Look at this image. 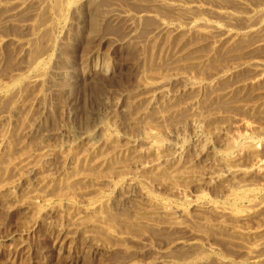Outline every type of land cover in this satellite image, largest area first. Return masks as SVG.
<instances>
[{
    "label": "rangeland",
    "instance_id": "rangeland-1",
    "mask_svg": "<svg viewBox=\"0 0 264 264\" xmlns=\"http://www.w3.org/2000/svg\"><path fill=\"white\" fill-rule=\"evenodd\" d=\"M242 1L236 5L235 0L221 2L234 5L242 13L247 7L264 8V0ZM55 3L0 0V141L4 138L0 142V264H186L182 258L195 253V244L202 250L196 264H248L244 245H249V239L242 240V245L227 232L224 235V230L214 225L221 218L207 206L217 203L229 208L233 206L234 191L240 190L232 179L214 180L217 173H222L215 165L214 150L221 146L222 136L215 135L214 124L217 128L225 124L228 131L235 125L245 132L246 123L256 127L249 138L262 142L264 160V142L259 139L264 133V88L246 86L256 73L252 62L264 64V23L257 34L240 36L232 42L217 43L215 33L189 29L177 35L168 32L150 37L156 21L134 18L151 9V0H88L78 4L76 10L63 11L64 16L52 18ZM157 7L167 14L166 22L186 26L170 7ZM46 21L47 25L42 26ZM221 23L224 28L233 27ZM241 23L237 20L234 27ZM38 53L43 58L41 66L29 69ZM98 58L111 65L109 72L98 68ZM223 72L225 75H221ZM37 74L41 75L39 79L31 81ZM157 79L163 81L162 87V83H155ZM247 105L255 108L248 110ZM194 109L205 122L199 127L191 124ZM97 126L109 130L114 136L112 141L105 144L98 140ZM142 129H151L153 139L165 143L159 152V163L165 170L161 178L156 177L160 174L136 170L137 163L149 165L157 158L147 150L148 139ZM92 137L97 139L93 141ZM204 141L210 147L206 156L201 153L206 147ZM174 147L183 155H175ZM176 168L181 170L174 176L169 171ZM130 175L135 183L126 178ZM237 179L246 182L243 188L252 191L254 201L262 199L264 203V175ZM142 192L154 195L153 201L145 199ZM103 199L109 204L101 203ZM237 201L240 209L247 208L246 199ZM95 202L98 206L104 204L100 216L88 213ZM159 204L172 209L186 207L189 217L172 221L158 212ZM152 210L157 214H151ZM259 215L264 219V213L257 214L242 225L248 229L261 225L264 220ZM189 241L195 243L188 245Z\"/></svg>",
    "mask_w": 264,
    "mask_h": 264
},
{
    "label": "bare ground",
    "instance_id": "bare-ground-1",
    "mask_svg": "<svg viewBox=\"0 0 264 264\" xmlns=\"http://www.w3.org/2000/svg\"><path fill=\"white\" fill-rule=\"evenodd\" d=\"M46 1V0H45ZM85 1H88V0H55V11H54V13L52 14V18L54 17V16H58V17H61V16H64V14L62 15V13H63V11H69V10H73V9H75L76 10V8H77V5L78 4H82V3H84ZM92 1V0H91ZM136 1V0H135ZM139 1V0H138ZM152 1V7H151V9L149 8H147L146 10H144L143 12H141V14H137L135 17L136 18H134V20H137L138 19V21H141L142 20V18H144L145 19V17H147V18H151L152 20L154 19L155 21H156V24L154 25V27L150 30V32H149V36L151 37V36H158L159 35V37H160V35H163V34H167L168 32H171V34H174V35H177V34H179V33H183V32H185L184 30L185 29H189V31H197V32H203V33H208V32H213V33H215V40H216V42L217 43H221V42H232V40L233 39H235V38H237V37H240V36H245V35H255V34H257L258 32H259V29H260V27H261V25L264 23V8H259V5H256L257 7H254V9L253 8H249L248 9V7H247V11H245V10H243V11H245V12H238V10H237V8H235V6L234 5H232V4H229V3H224V2H221V1H223V0H220V2H219V0H171V1H168V0H151ZM215 2V3H213V2ZM217 2V3H216ZM251 2H253V1H251ZM257 2V1H256ZM262 2V1H261ZM264 2V1H263ZM50 3V2H49ZM48 2H47V4H49ZM233 3V2H232ZM238 3H243V1L242 0H235V5L236 4H238ZM24 4V3H23ZM211 4H212V6H211ZM254 4V3H253ZM263 4V3H262ZM41 5H43V3L41 4ZM41 5H40V7H41ZM52 5V4H51ZM241 5V4H240ZM242 5H244V4H242ZM248 5V4H247ZM38 6V5H37ZM79 6V5H78ZM87 6V5H86ZM157 6H168V7H170L171 8V11L172 12H175V13H177L181 18L179 19L181 22H185V24H186V26H187V28H186V26H183V25H179V24H174V23H169V22H166V20H165V18L164 17H166L165 15H167L166 13H163L164 11H160L161 9H159ZM6 7V6H5ZM46 7V6H45ZM44 7V8H45ZM92 7V6H91ZM97 7V6H96ZM95 7V8H96ZM149 7V6H148ZM239 7V6H238ZM7 8V7H6ZM100 8V7H99ZM169 8V9H170ZM244 9H246V5L243 7ZM16 9V8H15ZM41 9V8H40ZM54 9V8H53ZM78 9V8H77ZM144 9V8H143ZM234 10H237V12H235ZM242 10H240V11H242ZM48 11V10H47ZM34 12V11H33ZM41 12V11H40ZM44 12H45V9H44ZM43 12V13H44ZM50 12V11H49ZM66 13V12H65ZM82 13V12H81ZM36 15H37V13H35ZM45 14H46V12H45ZM134 15V14H133ZM56 16V17H57ZM67 16V15H66ZM81 16V15H80ZM109 16V15H108ZM129 16V15H128ZM51 17V16H50ZM57 17V18H58ZM120 17V16H119ZM14 18V17H13ZM33 18V17H32ZM47 18V17H46ZM38 19H39V17H38ZM41 19V18H40ZM239 19H241L242 20V23L240 24V25H237V26H235L234 27V23H236V21L237 20H239ZM7 20V19H6ZM36 20V19H35ZM51 20V19H50ZM55 20H56V18H55ZM61 20V19H60ZM178 20V21H179ZM38 21V20H37ZM36 21V22H37ZM221 21H223V22H227V25L229 24V25H232L233 24V27L231 28V29H227V28H224V26L222 25V24H224V23H221ZM180 22V23H181ZM33 23H35V22H33ZM54 23V22H53ZM58 23H59V21H58ZM155 23V22H154ZM49 24H50V22H49ZM55 24V23H54ZM53 24V25H54ZM184 24V23H183ZM39 25H40V23H39ZM44 25H47V21L42 25V26H44ZM51 25H52V23H51ZM50 25V26H51ZM53 25H52V27H53ZM56 25V24H55ZM226 25V26H227ZM38 26V25H37ZM150 27V26H149ZM38 28V27H37ZM46 28V27H45ZM47 29H48V27H47ZM184 29V30H183ZM53 30V29H52ZM51 30V31H52ZM54 30H55V28H54ZM50 31V30H49ZM261 32H262V30H261ZM42 33H44V31L43 32H41V34ZM45 33H47V32H45ZM194 33V32H193ZM212 33V34H213ZM196 34V33H195ZM209 34V33H208ZM34 35V34H33ZM44 35V34H43ZM197 35V34H196ZM195 35V36H196ZM211 35V34H210ZM42 36V35H41ZM48 36V35H47ZM54 36H56V34L54 35ZM168 36V35H167ZM191 36H192V34H191ZM203 36V35H202ZM207 36V35H206ZM34 37V36H33ZM49 37H50V35H49ZM258 37V36H257ZM51 38V37H50ZM157 38V37H156ZM174 38H176V36L174 37ZM195 38V37H194ZM209 38H211V37H209ZM54 39V38H53ZM203 39V38H202ZM247 39V38H246ZM260 39V38H259ZM32 40H34L35 41V39H32ZM155 40V39H154ZM177 40V39H176ZM183 40V39H182ZM204 40V39H203ZM206 40V39H205ZM245 40V39H244ZM0 41H1V39H0ZM39 41V40H38ZM37 41V42H38ZM169 41V40H168ZM185 41V40H184ZM190 41V40H189ZM40 42V41H39ZM152 42H153V40H152ZM174 42V41H173ZM179 42H180V40H179ZM201 42V41H200ZM42 43V42H41ZM165 43V42H164ZM177 43V42H176ZM31 44V43H30ZM181 44H182V42H181ZM209 44V43H208ZM231 44V43H230ZM35 45V44H34ZM34 45H32L33 47H34ZM53 45V44H52ZM51 45V46H52ZM56 45V44H55ZM186 45H188V44H186ZM202 45V44H201ZM228 45V44H227ZM258 45V44H257ZM43 46H44V44H43ZM221 46V45H220ZM249 46V45H248ZM252 46H254V45H252ZM261 46V45H260ZM27 47H28V44H27ZM26 47V48H27ZM53 47V46H52ZM215 47H217L216 45H215ZM245 47V46H244ZM258 47V46H257ZM182 48V47H181ZM211 48V47H210ZM213 48H214V45H213ZM226 48V47H225ZM232 48V47H231ZM235 48V47H234ZM249 48V47H248ZM254 48V47H253ZM28 50H29V48H28ZM38 50H40V49H38ZM38 50H37V52H38ZM230 50H232V49H230ZM43 51V50H42ZM41 51V52H42ZM53 51V50H52ZM186 51V50H185ZM211 51H213V50H211ZM210 51V52H211ZM32 52H33V50H32ZM36 52V51H35ZM36 52V53H37ZM47 53V52H46ZM40 54L41 53H38V56L36 55V57H35V59H34V61L29 65V69H32V70H37V67L38 66H41V62H43L42 61V59H41V56H40ZM45 54V53H44ZM214 54V53H213ZM184 55V54H183ZM225 55V54H224ZM230 55V54H229ZM187 56V55H186ZM216 56V55H215ZM242 56V55H241ZM240 56V57H241ZM95 57V56H94ZM93 57V58H94ZM175 57V56H174ZM191 57V56H190ZM226 57H228V56H226ZM208 58V57H207ZM229 58V57H228ZM237 58V57H236ZM223 59V58H222ZM184 60V59H183ZM251 61H252V59H251ZM45 62H46V60H45ZM45 62H44V64H45ZM50 62V61H49ZM97 63H95L97 66H98V68H101V69H103V70H105L106 72H109L110 71V69H111V65L107 62V61H105V60H103V59H99L98 58V60L96 61ZM208 62V61H207ZM218 63V62H217ZM245 63V62H244ZM248 63V62H247ZM253 64V66L255 67V71H256V73L254 74V76L252 77V79L250 80V82H247L248 84H246V86H250V89H256V88H261V87H263L264 88V84L262 83V82H264V64L262 63V62H260V61H258V60H254V62H252ZM196 65V64H195ZM228 65V64H227ZM44 66V65H43ZM47 66H49L48 64H47ZM235 66H237V65H235ZM240 66V65H239ZM242 66V65H241ZM247 66V65H246ZM250 66V65H249ZM213 67V66H212ZM44 68V67H43ZM234 68V67H233ZM237 68V67H236ZM249 68V67H248ZM250 68H251V66H250ZM50 69V68H49ZM196 69V68H195ZM228 69V68H227ZM43 70H45V68L43 69ZM29 71V70H28ZM27 71V72H28ZM148 71V70H147ZM153 71V70H152ZM152 71H151V74H152ZM158 71V70H157ZM159 71H161V70H159ZM196 71V70H195ZM234 71H235V69H234ZM27 72H25V73H27ZM39 72H41V71H39ZM230 72V71H229ZM239 72V71H238ZM43 73H44V71H43ZM160 73V72H159ZM181 73H182V71H181ZM225 72H223L221 75H225L224 74ZM19 73H17V75H18ZM23 74V73H22ZM149 74V73H148ZM161 74V73H160ZM218 74V73H217ZM216 74V75H217ZM21 75V74H20ZM29 75V74H28ZM215 75V74H214ZM229 75V74H228ZM252 75V74H251ZM250 75V76H251ZM23 76V75H22ZM22 76H20V77H22ZM41 75H39V74H37V75H34V78L31 80V81H33V82H35V81H37L38 79H39V77H40ZM44 76V75H43ZM219 76H220V74H219ZM19 77V76H18ZM17 77V78H18ZM24 77V76H23ZM27 77V76H26ZM26 77H24V78H26ZM223 77H225V76H223ZM30 78V77H29ZM28 78V79H29ZM152 78V77H151ZM231 78V77H230ZM213 79V78H212ZM245 79H247V78H245ZM250 79V78H249ZM40 80H43L42 78L40 79ZM215 80V79H214ZM213 80V81H214ZM220 80H222V79H220ZM229 80V79H228ZM16 81V80H15ZM149 81V80H148ZM152 81H154V80H152ZM195 81V80H194ZM219 81V80H218ZM28 82V81H27ZM196 82V81H195ZM194 82V83H195ZM217 82V81H216ZM19 83V82H18ZM29 83V82H28ZM156 84H161L162 83V85H161V87L164 85L163 84V81L162 80H158L157 79V81L155 82ZM189 83H193V82H191V81H189ZM193 83V84H194ZM208 83V82H207ZM206 83V84H207ZM214 83H215V81H214ZM41 84V83H40ZM150 84H153V83H150ZM192 84V85H193ZM263 84V85H262ZM20 85V84H19ZM18 85V86H19ZM211 85H212V83H211ZM206 86V85H205ZM208 86V85H207ZM217 86V85H216ZM245 86V87H246ZM0 87H1V84H0ZM7 87V86H6ZM190 87V86H189ZM193 87V86H192ZM191 87V88H192ZM195 87V86H194ZM213 87V86H212ZM9 88V87H8ZM198 88V87H197ZM204 88V87H203ZM229 88V87H228ZM10 89V88H9ZM8 89V90H9ZM207 89V88H206ZM208 89H210V88H208ZM247 89V88H246ZM262 89V88H261ZM219 90V89H218ZM223 90V89H222ZM197 91V90H196ZM211 91V90H210ZM149 92V91H148ZM221 92V91H220ZM244 92V91H243ZM3 93V92H2ZM229 93V92H228ZM6 95V94H5ZM262 95V94H261ZM9 96V95H8ZM60 96V95H59ZM214 96V95H213ZM212 96V97H213ZM227 96H229V97H227V98H230V94H227ZM263 96V95H262ZM11 97V96H10ZM217 97V96H216ZM242 97V96H241ZM261 97V96H260ZM153 98V97H152ZM223 97H220V98H218V99H222ZM1 99V98H0ZM246 99V98H245ZM259 99V98H258ZM3 100V99H2ZM6 100V99H5ZM9 100V99H8ZM195 100V99H194ZM197 101H198V99H196ZM222 100H225V98H223ZM237 100V99H236ZM242 100H243V98H242ZM1 101V100H0ZM200 101V100H199ZM210 101V100H209ZM212 101H213V99H212ZM218 101V100H217ZM228 101V100H227ZM227 101H224V102H227ZM244 101H246V100H244ZM254 101H255V99H254ZM4 102V101H3ZM154 102H156V101H154ZM194 102V101H193ZM192 102V103H193ZM215 102V101H214ZM219 102V101H218ZM231 102V101H230ZM239 102V101H238ZM237 102V103H238ZM195 103V102H194ZM195 104H197V103H195ZM212 104V103H211ZM218 104V103H217ZM217 104H216V107H217ZM227 104V103H226ZM248 104V103H247ZM254 104V103H253ZM206 105V104H205ZM221 105V104H220ZM223 105V104H222ZM257 105V104H256ZM151 106H152V104H151ZM199 106V105H198ZM214 106V105H213ZM224 106V105H223ZM223 106H222V108H223ZM263 106V105H262ZM192 107V106H191ZM201 107V106H200ZM211 107V106H210ZM216 107H211V108H213L214 110L215 109H217ZM219 107H221V106H219ZM225 107V106H224ZM228 107H230V106H228ZM252 107L253 108H255V106L253 105V106H250V105H247V106H245V108L246 109H248V110H252ZM261 107V106H260ZM194 108V107H193ZM227 108V107H226ZM238 108V107H237ZM244 108V107H243ZM257 108V107H256ZM259 108V107H258ZM198 109V108H197ZM207 111H209L210 110V108L207 106ZM218 109H221V108H218ZM260 109V108H259ZM262 109H263V107H262ZM195 110V112H192L193 114L191 115V124L194 126V127H199V126H201V125H203L202 123H205L204 122V120L201 118V116H200V114H199V112H198V110H196V109H194ZM203 110V109H202ZM224 110V109H223ZM229 110V109H228ZM235 110V109H234ZM234 110H232V112L234 111ZM200 111V110H199ZM230 111V110H229ZM239 111V110H238ZM256 111H258V110H256ZM201 112V111H200ZM203 112V111H202ZM213 112V111H212ZM215 112V111H214ZM219 112V111H218ZM223 112V111H222ZM261 112V111H260ZM144 113H146V112H144ZM220 113V112H219ZM226 113H227V111H226ZM242 113V112H241ZM245 113V112H244ZM252 113H253V111H252ZM20 114V113H19ZM104 115H105V113H103ZM208 114V113H207ZM222 114V113H221ZM220 114V115H221ZM224 114V113H223ZM231 114V113H230ZM234 114V113H233ZM246 114V113H245ZM137 115V114H136ZM140 114H138V116H139ZM145 115V114H144ZM216 115H219V114H216ZM250 115V114H249ZM253 114H251V116H252ZM43 116V115H42ZM105 116H107V115H105ZM233 116V115H232ZM237 116V115H236ZM260 116H261V114H260ZM134 117V116H133ZM163 117V116H162ZM203 117V116H202ZM235 117V116H234ZM256 117V116H255ZM263 117V116H262ZM102 118V117H101ZM189 118H190V116H189ZM215 118H217V117H215ZM214 118V119H215ZM223 118V117H222ZM252 118H253V116H252ZM2 119V118H1ZM226 119V118H225ZM255 119V118H254ZM102 120V119H101ZM107 120H108V118H107ZM210 120V119H209ZM232 120V119H231ZM252 120V119H251ZM109 121V120H108ZM161 121H162V119H161ZM230 121V120H229ZM228 121V122H229ZM103 122V121H102ZM107 122V121H106ZM217 122H218V120H217ZM227 122V121H226ZM230 122H232V121H230ZM103 123H105V122H103ZM102 123V124H103ZM147 123V122H146ZM216 123V122H215ZM245 123V122H244ZM140 124V123H139ZM151 124V123H150ZM175 124V123H174ZM210 124V123H209ZM213 124V123H212ZM217 124V123H216ZM223 124V123H222ZM99 125V124H98ZM110 125V124H109ZM108 125V126H109ZM167 125V124H166ZM104 126V125H103ZM106 126V125H105ZM144 126V125H143ZM151 126V125H150ZM158 126V125H157ZM160 126V125H159ZM158 126V127H159ZM177 126V125H176ZM205 126V125H204ZM212 125H210V127H211ZM217 125H215L214 124V129H215V135L217 134V135H219V136H222V143H221V146L219 147V149L217 150L216 148L214 149L215 150V153H216V158H217V162H215V165H217V167L218 168H221V170H222V173H217L216 175H215V177H216V179L214 178V180L215 181H218V180H222V179H224V178H228V179H232L233 180V182H236V184H237V187L238 188H240V190H236V191H234V199H233V202H232V204H233V206H230L229 208H223V207H219L218 205H217V203H216V205H214V204H209L208 206H207V209H210L211 211H214L221 219L220 220H217L218 222H216L214 225H216L217 227H219V228H222V230H224L223 232H224V235H225V233L227 232V236H230V237H232V238H236V239H238V241L242 244V245H244L243 244V242H242V240H244L245 238L246 239H249V245H244V248H246V253H247V255H246V257L248 258V264H260V263H262V262H264V239H263V237L262 236H264V235H262L263 233H264V223H262L261 225H258V226H256L255 228H252V229H248V228H246L247 226H245L244 227V225H242V224H245L246 222V220H248L251 216H256L257 214H262V213H264V203L262 202V199H261V202H257V201H254V199H253V196H252V191L250 192L249 191V193L247 192V189H244L243 187L245 186L244 184H246V182L243 184L241 181H238L239 179H237V178H243V177H248V176H250V175H264V160H263V158H261V154L262 153H260V146H262L261 144H262V142H261V144L259 143V141H256L254 138L252 139V138H249L250 136H249V134L251 133V132H254V130H255V128L256 127H254L253 125H251L250 123H246V125H245V132H242L241 130L239 131L238 130V128L235 126V125H233V130L232 131H228V128H227V126L224 124V125H222L221 126V128H217L216 127ZM257 126V125H256ZM98 128H97V132L101 135H97V137H98V140H101L102 142H104L105 144L106 143H109V141H112V137H114V136H112L111 134H110V131L109 130H104V127L101 129L100 128V126H97ZM156 127V126H155ZM161 127V126H160ZM209 127V128H210ZM95 128H96V125H95ZM109 128V127H108ZM203 128H205V127H203ZM241 128V127H240ZM244 128V127H243ZM242 128V129H243ZM106 129V128H105ZM110 129V128H109ZM154 129H156V128H154ZM211 129V128H210ZM260 129V128H259ZM143 131H142V133H144V136L145 137H147V142L148 143H145V144H148V149L147 150H149L151 153H152V155L154 154V155H157V158L155 159V160H153L152 162H149L148 164L149 165H146L145 163L143 164L142 163V161L141 162H139V163H137L136 165H135V167H136V170L138 171V170H140L141 172H143V173H147V175L148 174H153V175H158V174H160V175H158V176H156V177H160L161 178V176H162V173H163V175H164V172H165V170L163 169V168H161L162 167V165H160L161 163H159V161H160V159L162 158V156L160 155V154H162V153H160L159 154V152H160V150L164 147V144L162 143V141L163 140H161V142L156 138V139H153L154 137H152L151 135H152V131H151V129L149 130H145V129H142ZM203 130V129H202ZM167 131V130H166ZM165 131V132H166ZM260 131H262V130H260ZM113 132V131H112ZM156 132V131H155ZM204 132V131H203ZM210 132V131H209ZM212 132L214 133V130H212ZM96 133V132H95ZM154 133V132H153ZM91 134V133H90ZM94 134V133H93ZM212 134V133H211ZM261 134V137L259 138L260 139V141H263L264 142V133H260ZM95 135V134H94ZM158 135H160V134H158ZM167 135V134H166ZM180 135V134H179ZM213 136H214V134H212ZM252 135V134H251ZM256 135V134H255ZM91 136H93V135H91ZM139 136V135H138ZM143 136V135H142ZM175 136V135H174ZM141 137V136H140ZM184 137V136H183ZM253 137V136H252ZM93 138V137H92ZM150 138V139H149ZM180 138H181V136H180ZM204 138V137H203ZM94 139H97V138H93L92 140L94 141ZM176 139V138H175ZM177 139H179L178 137H177ZM2 140H4V138L2 137ZM2 140L0 141V142H2ZM143 140V139H142ZM180 140V139H179ZM7 141V140H6ZM11 141V140H10ZM89 141V140H88ZM101 141H100V143H101ZM117 141V140H116ZM169 141V140H168ZM173 141V140H172ZM181 141V140H180ZM183 141V140H182ZM205 142L206 141H204V143L203 144H205ZM124 143V142H123ZM135 143V142H134ZM207 143V142H206ZM4 144V143H3ZM112 144V143H111ZM116 144V143H115ZM184 144V143H183ZM264 144V143H263ZM11 145V144H10ZM206 145V144H205ZM8 146V145H7ZM170 146H172V145H170ZM169 146V147H170ZM114 147V146H113ZM176 147H178V146H176ZM143 148V147H142ZM165 148H166V146H165ZM175 148V147H174ZM209 146H207L206 145V147H204L203 148V150L201 151V153H202V155H204V156H206V155H208L209 154V152H210V150H209ZM6 149V148H5ZM4 149V150H5ZM122 149V148H121ZM171 149V148H170ZM190 149V148H189ZM131 150V149H130ZM174 152V154L175 155H179V156H181V155H183V153H181V151H179V150H181V149H177V148H175V149H172ZM171 150V151H172ZM146 151V150H145ZM234 151V153L232 154V152ZM3 153H5V152H3ZM7 153H9V152H7ZM121 153V152H120ZM142 153V152H141ZM201 153H200V155H201ZM126 154V153H125ZM124 154V155H125ZM165 154V153H164ZM11 155V154H10ZM6 156H8V155H6ZM123 157V156H122ZM141 157V156H140ZM184 157V156H183ZM201 157V156H200ZM137 158V157H136ZM143 158H144V156H143ZM215 158V157H214ZM24 159V158H23ZM172 159V158H171ZM164 160V159H163ZM165 160H167V159H165ZM181 160H183V159H181ZM247 161V160H249V161H247L246 163H247V165H245V164H243V162L244 161ZM251 160V161H250ZM139 161V160H138ZM151 161V160H150ZM169 161V160H168ZM252 161H253V163H252ZM162 162V161H161ZM185 162V161H184ZM191 162V161H190ZM249 162H251L250 164H249ZM117 163V162H116ZM164 163V162H163ZM178 163V162H177ZM245 163V162H244ZM119 164V163H118ZM214 164V163H213ZM120 165H121V162H120ZM214 165V166H215ZM122 166V165H121ZM174 166H175V164H174ZM169 167V166H168ZM172 166H170V168H171ZM176 167H179V166H176ZM209 167V166H208ZM182 168V167H181ZM195 168V167H194ZM202 168V167H201ZM217 168V169H218ZM24 169V168H23ZM120 169V168H119ZM179 168H176V169H174L173 171H169V172H171L173 175H174V173H176L177 171H179V170H181V169H179ZM187 169V168H186ZM216 169V170H217ZM115 170V169H114ZM116 170H118V169H116ZM125 170V169H124ZM136 170H134V172L136 171ZM183 170V169H182ZM190 170V169H189ZM201 170V169H200ZM120 171H121V169H120ZM127 171V170H126ZM125 171V172H126ZM123 172V171H122ZM122 172H120V173H122ZM124 172V173H125ZM140 172V173H141ZM191 172V171H190ZM221 172V171H220ZM128 173V172H127ZM126 173V174H127ZM180 173H181V171H180ZM123 174V173H122ZM165 174H167V173H165ZM178 174V173H177ZM183 174V173H182ZM142 175V174H141ZM176 175V174H175ZM174 175V176H175ZM181 175V174H180ZM113 176V175H112ZM125 176V175H124ZM173 176V177H174ZM182 176V175H181ZM86 177V176H85ZM168 177V176H167ZM177 177V176H176ZM126 178L130 181V183H135L134 181H133V179L132 178H135L134 176H132V175H130V176H126ZM136 178H138V177H136ZM154 178V177H153ZM180 178V177H179ZM195 178V177H194ZM205 178V177H204ZM258 178V177H257ZM173 179V178H172ZM190 179V178H189ZM228 179H227V181H228ZM250 179V178H249ZM150 180V179H149ZM195 180H197V179H195ZM206 180V179H205ZM245 180V179H244ZM254 180V179H253ZM154 181H156V179L154 180ZM180 181V180H179ZM184 181V180H183ZM187 181H190V180H187ZM192 181H194V180H192ZM246 181V180H245ZM123 182V181H122ZM167 182V181H166ZM175 182V181H174ZM191 182V181H190ZM113 183V182H112ZM153 183V182H152ZM207 183V182H206ZM212 183V182H211ZM223 183V182H222ZM232 183V182H231ZM254 182H252V184H253ZM119 184V183H118ZM129 184V183H128ZM127 184V185H128ZM177 184V183H176ZM215 184V183H214ZM234 184V183H233ZM249 184V183H248ZM258 184V183H257ZM261 184V183H260ZM115 185V184H114ZM125 185V184H124ZM130 185V184H129ZM225 185V184H224ZM223 185V186H224ZM229 185V184H228ZM232 185V184H231ZM256 185V184H255ZM117 186V185H116ZM143 186V185H142ZM230 186V185H229ZM247 186V185H246ZM249 186V185H248ZM247 186V187H248ZM258 186V185H257ZM154 187V186H153ZM159 187V186H158ZM162 187V186H161ZM171 187V186H170ZM176 187V186H175ZM179 187V186H178ZM218 187V186H217ZM222 187V186H221ZM255 187V186H254ZM226 188H227V186H226ZM225 188V189H226ZM150 189H152V188H150ZM252 189V188H251ZM218 190V189H217ZM227 190V189H226ZM232 190V189H231ZM66 192V191H65ZM202 192V191H201ZM229 192V191H228ZM143 193V192H142ZM145 193V192H144ZM143 193V194H144ZM227 194V193H226ZM225 194V195H226ZM232 194V193H231ZM260 194V193H259ZM110 195V194H109ZM140 195V194H139ZM136 196V195H135ZM180 196V195H179ZM199 196V195H198ZM197 196V197H198ZM105 197H107V196H105ZM122 197V196H121ZM127 197V196H126ZM138 197V196H137ZM143 197L145 198V199H147V200H150V201H153V199H154V195H151V193L150 192H146V194H144L143 195ZM227 197V196H226ZM264 197V196H263ZM103 198V197H102ZM108 198H110V197H108ZM141 198V197H140ZM206 198V197H205ZM256 198V197H255ZM101 199V198H100ZM100 199H98L97 201H99ZM238 199H240V200H242V199H246L249 203L247 204L248 206H247V208L246 209H240V207H238ZM102 200V199H101ZM107 200V199H106ZM109 200H111V199H109ZM161 200V199H160ZM203 200V199H202ZM155 201V200H154ZM162 201V200H161ZM164 201V200H163ZM197 201V200H196ZM201 201V200H200ZM101 202V201H100ZM108 202H110V201H106V202H104V199H103V201L101 202V203H104V204H109ZM160 202V201H159ZM195 202V201H194ZM198 202V201H197ZM225 202V201H224ZM229 202V201H228ZM94 203V202H93ZM100 203V206H104V204H101ZM157 203V202H156ZM160 203H163V202H160ZM193 203V202H192ZM191 203V204H192ZM95 204H96V202H95ZM99 204V203H98ZM231 204V203H230ZM111 205V204H110ZM114 205V204H113ZM151 205V204H150ZM153 206L155 205V202L152 204ZM242 205V204H241ZM100 206H98L97 204L95 205V206H91V208L90 209H88L89 210V212L88 213H91V214H98V216H100L99 215V213H101V210H102V207L100 208ZM105 206H107V205H105ZM153 206H152V209H153ZM229 206V205H228ZM246 206V205H245ZM155 207V206H154ZM172 207V206H171ZM179 207V206H178ZM189 207V206H188ZM244 207V206H243ZM105 208V207H104ZM151 208V207H150ZM157 208H160V210H158V212H163V214L164 215H166L167 217H169V219L170 220H174L175 222H179L181 219L180 218H184V217H187L188 215H189V210L188 209H185V208H183V207H181V208H175V209H172V208H168V206H165L164 204L162 205H160L159 204V206H157ZM107 209V208H106ZM146 209H148V208H146ZM196 209V208H195ZM198 209V208H197ZM206 209V210H207ZM108 210V209H107ZM106 210V211H107ZM200 210H202V209H200ZM200 210H197V211H200ZM149 211V210H148ZM103 212H104V210H103ZM108 212H109V210H108ZM195 212V211H194ZM206 212V211H205ZM157 214V213H155V211H151V214ZM213 213V212H212ZM106 215H107V213H105ZM104 214V215H105ZM193 214V213H192ZM105 215V216H106ZM147 215V214H146ZM149 215V214H148ZM161 215V214H160ZM191 215V214H190ZM205 215H207V214H205ZM215 215V214H214ZM90 216H92V215H90ZM90 216H88V218L90 217ZM105 216L103 217V218H105ZM162 216V215H161ZM160 216V217H161ZM203 216V215H202ZM208 216V215H207ZM120 217V216H119ZM164 217V216H163ZM162 217V218H163ZM189 217V216H188ZM188 217H187V219H188ZM192 217V216H191ZM206 217V216H205ZM210 217V216H209ZM259 217L261 218V217H263V216H260L259 215ZM92 218V217H91ZM123 218V217H122ZM124 218H125V216H124ZM128 218V217H127ZM127 218L125 219V221L127 220ZM149 218V217H148ZM207 218V217H206ZM226 218H228V219H226ZM95 219V218H94ZM149 219H151V218H149ZM163 219H165V218H163ZM162 219V220H163ZM204 219V218H203ZM209 219V218H208ZM207 219V220H208ZM211 219H212V217H211ZM214 219H215V217H214ZM262 219V218H261ZM109 220V219H108ZM111 220V219H110ZM109 220V221H110ZM128 220H130V219H128ZM134 220H135V218H134ZM156 220V219H155ZM161 220V221H162ZM179 220V221H178ZM189 220H190V218H189ZM229 220H230V222H229ZM262 220H264V219H262ZM102 221V220H101ZM117 221V220H116ZM116 221H115V223H116ZM133 221V220H132ZM159 221V220H158ZM183 221V220H182ZM196 221H198V220H196ZM203 221V220H202ZM212 221V220H211ZM257 221H258V219H257ZM103 222H104V219H103ZM111 222V221H110ZM127 222V221H126ZM157 222V221H156ZM165 222V221H164ZM248 222V221H247ZM250 222H251V220H250ZM260 222V221H259ZM108 223V222H107ZM106 223V224H107ZM113 223V222H112ZM112 223H108V224H112ZM135 223V222H134ZM133 222H132V224H134ZM136 223H137V221H136ZM139 223V222H138ZM137 223V224H138ZM158 223H160V222H158ZM163 223V222H162ZM161 223V224H162ZM165 223H170V222H165ZM249 223V222H248ZM261 223V222H260ZM94 224V223H93ZM131 224V225H132ZM145 224V223H144ZM147 224V223H146ZM175 224V223H174ZM177 224V223H176ZM206 224H211V222H209V221H206ZM252 224V223H251ZM250 224V225H251ZM255 224V223H254ZM253 224V225H254ZM258 224V223H257ZM119 225V224H118ZM125 225V224H124ZM126 225H128L127 223H126ZM129 225H130V222H129ZM139 225V224H138ZM137 225V226H138ZM164 225V224H163ZM199 225V224H198ZM204 225V224H203ZM247 225V224H246ZM249 225V224H248ZM249 225V226H250ZM111 226V225H110ZM109 226V227H110ZM115 226V225H114ZM166 226H168L167 224H166ZM179 226V225H178ZM193 226V225H192ZM209 226V225H208ZM112 227H113V225H112ZM116 227H117V224H116ZM127 227V226H126ZM130 227V226H129ZM142 227V226H141ZM145 227V226H144ZM148 226H146V228H147ZM152 227H153V224H152ZM198 227V226H197ZM215 227V226H214ZM252 227H254V226H252ZM143 228V227H142ZM150 228V227H149ZM169 228H171V227H169ZM201 228V227H200ZM202 228H203V226H202ZM211 228V227H210ZM209 228V229H210ZM251 228V227H250ZM111 229V228H110ZM205 229V228H204ZM207 229V228H206ZM206 229H205V231H206ZM215 228H213V230H214ZM112 230V229H111ZM175 230V229H174ZM177 230H178V228H177ZM201 230H203V229H201ZM211 230H212V228H211ZM93 231V230H92ZM216 231H219V229H217ZM112 232V231H111ZM132 232V231H131ZM220 232H222V231H220ZM222 232V233H223ZM170 233H168V235H169ZM215 235H216V233H214ZM218 234V233H217ZM214 235V236H215ZM106 236H108V235H106ZM111 236L109 235V238H110ZM163 237V236H162ZM174 237V236H173ZM221 237V236H220ZM230 237H229V239H230ZM108 238V239H109ZM175 238H176V235H175ZM224 238V237H223ZM183 239V238H182ZM181 239V240H182ZM218 239H220V238H218ZM166 240V239H165ZM170 240V239H169ZM195 240V239H194ZM171 241H173V240H171ZM177 241H179V239H177ZM176 241V242H177ZM183 241H184V239H183ZM180 242H178V243H176V244H179ZM195 242H193V241H189L188 242V245H191V244H194ZM228 243V242H227ZM229 244V243H228ZM190 247V246H189ZM194 247V246H193ZM195 247H196V249H195V253H193V254H188L187 255V257L184 259V258H182L183 260H184V262L183 263H186V264H190V263H195V262H197V261H199V259H198V255H199V252H202V250H200V248H198V244H195ZM227 247H229V246H227ZM232 247V246H231ZM231 247H229V248H231ZM243 247V246H242ZM241 248V247H240ZM178 249H180V248H178ZM182 249V248H181ZM207 250V249H206ZM211 250V249H210ZM178 251H180V250H178ZM185 251V250H184ZM203 251H204V248H203ZM216 251V250H215ZM198 252V253H197ZM221 252V251H220ZM171 253V252H170ZM222 253V252H221ZM186 254V253H185ZM201 254V253H200ZM171 255V254H170ZM177 255V254H176ZM225 255H228V254H225ZM230 255V254H229ZM183 256V255H182ZM182 256H180V257H182ZM179 257V256H178ZM173 258V257H172ZM176 258V257H175ZM220 258H222V257H220ZM178 259V258H177ZM182 260V261H183ZM213 260H215V259H213ZM223 260H226V259H223ZM228 260V259H227ZM176 261V260H175ZM220 261V260H219ZM181 262V261H180ZM215 263L217 262V261H214ZM221 262V261H220ZM171 263V262H170ZM175 263V262H174ZM177 263V262H176ZM196 264V263H195ZM198 264V263H197ZM212 264V263H211ZM219 264V263H218ZM232 264V263H231Z\"/></svg>",
    "mask_w": 264,
    "mask_h": 264
}]
</instances>
